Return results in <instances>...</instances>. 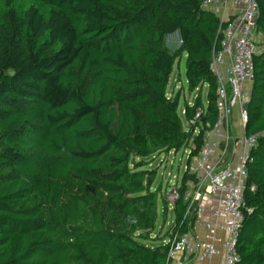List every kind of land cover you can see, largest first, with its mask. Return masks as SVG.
<instances>
[{"label": "trees", "instance_id": "obj_1", "mask_svg": "<svg viewBox=\"0 0 264 264\" xmlns=\"http://www.w3.org/2000/svg\"><path fill=\"white\" fill-rule=\"evenodd\" d=\"M34 1L46 18L14 0L0 14V264H165L160 243L141 242L155 231L157 201L165 206L145 160L199 154L218 116L211 59L229 23L200 0ZM254 2L264 43V0ZM175 33L197 91L183 121L179 93L166 94L176 58L164 41ZM249 92L245 134L258 138L235 264H264V49L251 60ZM189 180L183 173L181 188ZM183 212L181 190L178 235Z\"/></svg>", "mask_w": 264, "mask_h": 264}, {"label": "built area", "instance_id": "obj_2", "mask_svg": "<svg viewBox=\"0 0 264 264\" xmlns=\"http://www.w3.org/2000/svg\"><path fill=\"white\" fill-rule=\"evenodd\" d=\"M200 8L213 13L220 23H229L211 59L218 116L213 128L204 132L199 154L184 167L183 173L194 180L181 188V181L168 174L166 187L160 192L166 209L173 212L183 191L182 220H186V231L181 235L169 225L164 229L166 223L150 235L151 239L168 235L162 246L166 249L165 264L237 262L246 166L258 138L245 134L248 116L244 109L250 95L246 85L251 60L263 51L255 30L257 6L254 0H200Z\"/></svg>", "mask_w": 264, "mask_h": 264}, {"label": "rangeland", "instance_id": "obj_3", "mask_svg": "<svg viewBox=\"0 0 264 264\" xmlns=\"http://www.w3.org/2000/svg\"><path fill=\"white\" fill-rule=\"evenodd\" d=\"M2 1L0 0V14L2 12ZM15 5L17 6L18 10L26 9L29 6H34L43 17L46 18L48 14V9L43 7L42 5L38 4L34 0H14ZM259 43L261 44L262 48L264 49V43L263 38L259 37ZM164 47L165 50L173 55L175 59V63L173 66V70L171 75L168 77V87H167V97L173 98L176 93H179V104L177 108V113L181 120L183 121L182 112L184 110V105H190L192 104L194 98L197 95V91L190 93L188 91L187 85H186V79H185V71H184V58L185 55L180 52L181 48V40L180 35L178 33H175L174 35L167 36L164 41ZM205 95H206V88L203 87L201 98L203 101H205ZM186 160H187V151L178 152L175 156L171 154H158L156 157H152L145 160V166L143 169H146L148 171H152L155 174V180L153 183V186L151 188L152 191H159L161 192L162 188L164 189L166 187V181L168 180V174H170L171 177H176L177 180H180V177L183 174L184 167L186 166ZM158 219L156 223L155 230L159 229L161 224H167L164 229L167 228V226H173L175 220L173 216V212H170L166 209V206H163L161 202L158 200ZM165 209H163V207ZM161 209H163V217L161 216ZM163 221V222H162ZM162 222V223H161ZM172 223V225H171ZM163 229V230H164ZM167 234L157 235L156 241L151 240V236L145 237V239L141 242L145 244L146 246H158L160 243L161 246H163L164 239H167ZM159 239V242L156 243ZM154 241V242H153Z\"/></svg>", "mask_w": 264, "mask_h": 264}, {"label": "crops", "instance_id": "obj_4", "mask_svg": "<svg viewBox=\"0 0 264 264\" xmlns=\"http://www.w3.org/2000/svg\"><path fill=\"white\" fill-rule=\"evenodd\" d=\"M246 90H247V91L249 90V82H248L247 85H246Z\"/></svg>", "mask_w": 264, "mask_h": 264}, {"label": "water", "instance_id": "obj_5", "mask_svg": "<svg viewBox=\"0 0 264 264\" xmlns=\"http://www.w3.org/2000/svg\"><path fill=\"white\" fill-rule=\"evenodd\" d=\"M247 108H248V104L245 105L244 109L247 110Z\"/></svg>", "mask_w": 264, "mask_h": 264}, {"label": "clouds", "instance_id": "obj_6", "mask_svg": "<svg viewBox=\"0 0 264 264\" xmlns=\"http://www.w3.org/2000/svg\"><path fill=\"white\" fill-rule=\"evenodd\" d=\"M213 54H214V53H213ZM249 80H250V76H249ZM248 82H249V81H248ZM249 94H250V92H249ZM249 96H250V95H249ZM162 189H163V188H162ZM159 194H160V192H159ZM161 210H162V209H161ZM164 225H165V224H164ZM164 225H163V226H164ZM155 231H156V230H155Z\"/></svg>", "mask_w": 264, "mask_h": 264}]
</instances>
